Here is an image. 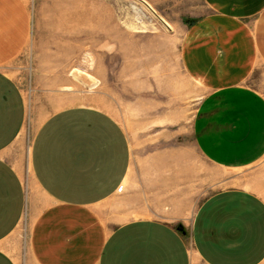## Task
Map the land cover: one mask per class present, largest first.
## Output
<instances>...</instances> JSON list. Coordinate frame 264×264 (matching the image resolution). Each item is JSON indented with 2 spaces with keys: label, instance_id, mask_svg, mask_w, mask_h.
I'll return each instance as SVG.
<instances>
[{
  "label": "crops",
  "instance_id": "crops-1",
  "mask_svg": "<svg viewBox=\"0 0 264 264\" xmlns=\"http://www.w3.org/2000/svg\"><path fill=\"white\" fill-rule=\"evenodd\" d=\"M166 2L171 0H146ZM187 28L181 64L209 95L196 144L214 166L245 169L264 158V95L248 82L264 66V0H201ZM27 0H0V264H18L8 239L28 209V189L6 153L27 121V102L7 65L27 47ZM43 193L30 237L33 264H262L264 199L244 188L208 198L189 224L155 218L118 223L108 205L132 165L128 136L99 108L71 107L40 127L32 149Z\"/></svg>",
  "mask_w": 264,
  "mask_h": 264
},
{
  "label": "rangeland",
  "instance_id": "rangeland-1",
  "mask_svg": "<svg viewBox=\"0 0 264 264\" xmlns=\"http://www.w3.org/2000/svg\"><path fill=\"white\" fill-rule=\"evenodd\" d=\"M27 1L31 39L6 67L28 112L6 153L29 194L26 218L7 241L18 264H33L31 228L46 203L33 177L34 140L66 107L99 108L128 136L131 170L108 202L123 213L118 223L155 218L189 224L208 198L226 189L252 190L264 199V158L245 169L219 168L196 144L195 122L209 93L185 73L181 47L187 28L206 13L201 0ZM248 84L264 95V66Z\"/></svg>",
  "mask_w": 264,
  "mask_h": 264
},
{
  "label": "bare ground",
  "instance_id": "bare-ground-1",
  "mask_svg": "<svg viewBox=\"0 0 264 264\" xmlns=\"http://www.w3.org/2000/svg\"><path fill=\"white\" fill-rule=\"evenodd\" d=\"M163 23L166 26V28H171V26L166 21H163ZM137 25H138L137 23H136V25H132V28L133 27H134V29L139 28Z\"/></svg>",
  "mask_w": 264,
  "mask_h": 264
}]
</instances>
